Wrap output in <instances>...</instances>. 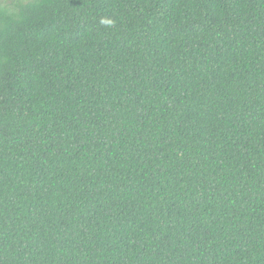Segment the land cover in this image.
I'll use <instances>...</instances> for the list:
<instances>
[{
  "label": "trees",
  "instance_id": "trees-1",
  "mask_svg": "<svg viewBox=\"0 0 264 264\" xmlns=\"http://www.w3.org/2000/svg\"><path fill=\"white\" fill-rule=\"evenodd\" d=\"M0 264H264V0H3Z\"/></svg>",
  "mask_w": 264,
  "mask_h": 264
},
{
  "label": "rangeland",
  "instance_id": "rangeland-1",
  "mask_svg": "<svg viewBox=\"0 0 264 264\" xmlns=\"http://www.w3.org/2000/svg\"><path fill=\"white\" fill-rule=\"evenodd\" d=\"M16 1H20L21 2V0H16ZM25 1H27V0H25ZM2 2H3V0H0V6H3Z\"/></svg>",
  "mask_w": 264,
  "mask_h": 264
}]
</instances>
